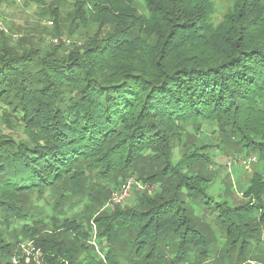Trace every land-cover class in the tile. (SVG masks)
<instances>
[{"label": "trees", "instance_id": "16d2710c", "mask_svg": "<svg viewBox=\"0 0 264 264\" xmlns=\"http://www.w3.org/2000/svg\"><path fill=\"white\" fill-rule=\"evenodd\" d=\"M80 1L40 9L54 17L61 2L75 3L77 31L99 21L72 53L61 52L62 42L49 53L0 34L3 118L17 119L28 136L0 135V264H28L26 242L42 250L44 264H91L67 249L66 232L41 237L61 222L86 237L93 222L110 264H189L206 242L186 204L214 205L205 192L211 179L197 168L210 164L208 150L264 159V0H237L217 26L210 0H142L143 8L100 0L102 9L86 0L99 11L95 21ZM211 125L216 142L204 128ZM133 176L161 191L96 218L116 181ZM259 195L250 186L249 203L220 212L243 247L258 231Z\"/></svg>", "mask_w": 264, "mask_h": 264}, {"label": "rangeland", "instance_id": "374dc122", "mask_svg": "<svg viewBox=\"0 0 264 264\" xmlns=\"http://www.w3.org/2000/svg\"><path fill=\"white\" fill-rule=\"evenodd\" d=\"M51 1L11 0L6 3L0 0V23L4 31L7 30L8 37H13V40H10V42L23 45L31 44L35 48H41L43 51L54 53L55 46L60 42L65 43L63 42L65 39L69 41L68 43L70 45L65 43L66 45L63 46L64 48L61 49V52L67 54L76 51V47L80 43H86L90 37L96 35L99 21L94 24L95 26L91 25L85 29L79 28L77 31L76 27L79 21H75L74 19L77 15L74 13L76 10L75 3L69 4L61 2L58 13L56 14L54 11V17L51 15V17L42 15L43 12L40 9L43 7L47 9L46 6H50ZM119 1L123 2V0ZM210 1L213 6L210 23L217 26L232 11L237 0ZM55 3L57 5L59 3L54 2V9H57ZM87 3L88 1L86 0L80 1L81 10L90 8V6H87ZM135 3L140 8L144 7L142 0H135ZM91 5L93 6L92 2ZM97 7L99 9L104 8L100 0H97ZM84 17L95 21L100 18V14L97 8L92 7ZM41 27H45L46 30L43 28L42 31ZM3 113L4 108L0 104V135L10 137L14 140L27 139L28 136L17 119L12 118L6 121L3 118ZM9 114L11 113L9 112ZM204 128L207 129L205 130L208 135L207 138L210 136L213 142L220 139L218 135L214 136L212 134L215 128L214 125L204 126ZM188 129L192 131L193 128L188 126ZM232 155V151L221 150L218 146L215 147L212 145V148L208 150L210 164L207 166V163H205L197 167L203 177L211 179V182L205 187V192L213 199L214 205H206L203 203V200L196 199L190 200L186 204L187 216L191 219L192 224L195 226L194 228L205 237L206 242L205 245L198 246L195 254H192L189 264H264V222H260L261 217L264 215V159H260L256 155L249 157L241 153L237 158H234ZM136 178L137 176L132 177V179ZM124 181L123 178H119L116 181L114 186H117L115 188L113 187L112 195L109 197L111 200L108 199L109 201H107L103 209L100 212H96L98 214L96 218L111 215V212L114 213L118 209L126 210L133 208L140 203L144 194L155 197L161 191V187L157 185H148L152 186V190H146L148 189L147 184H144V190H140L136 186H132L131 189L128 187V190H124ZM96 183L98 182L96 181ZM250 186L256 187L260 191L258 203L256 200H252L253 204L258 206V210L255 211L256 220H253L254 229H258V231L251 233L253 236L251 243L243 247L242 243L236 244L235 240L229 234L227 225L223 223V218H220V212L225 211L226 206L230 209H236L245 203H249L251 200L245 196V193ZM115 194H117L118 199L116 201L114 200V203L112 202V197L114 198L115 196L113 195ZM180 199L186 200L182 195H180ZM216 204H220L221 209L218 208L219 206L215 209ZM260 208L262 209L259 210ZM64 225L61 222L53 226L54 230L44 226L43 229L48 234L44 232L41 237H54V235H61L63 232H66V239L70 241L67 249H75L81 252L82 256H86V263L110 264L105 251L102 249L105 243L100 244L97 241L98 229L93 222L92 230L89 232L91 234L92 231V234H89L88 237L84 236L81 232L76 233L78 232L76 230V223H71L73 227H69V229L68 227L64 228ZM74 237L77 239L76 241H74ZM75 260L81 262V259L78 257ZM120 264H125V261L120 259Z\"/></svg>", "mask_w": 264, "mask_h": 264}, {"label": "built area", "instance_id": "2783aa9c", "mask_svg": "<svg viewBox=\"0 0 264 264\" xmlns=\"http://www.w3.org/2000/svg\"><path fill=\"white\" fill-rule=\"evenodd\" d=\"M3 31H4V28H3L2 24L0 23V34ZM63 42H65L66 44H69L68 43L69 41H67L65 39ZM245 164H248V163H245ZM123 186L125 188L124 190H126L128 187L131 189L132 186H136L140 190L145 189L144 184L140 183L136 179H129L128 181L125 182V184H123ZM147 188L148 189H146V190H152V187H147ZM113 196H115L114 197L115 199L112 197V202L115 203V201L118 199L117 198L118 196H117V194H115ZM20 249H21V258L24 259L26 261V263H28V264H44L43 263L42 250L40 248H38L34 243H23V244H21ZM13 263L19 264L20 260L16 258V259H14Z\"/></svg>", "mask_w": 264, "mask_h": 264}]
</instances>
